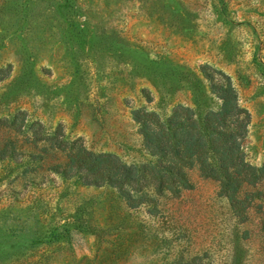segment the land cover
<instances>
[{
	"label": "rangeland",
	"instance_id": "obj_1",
	"mask_svg": "<svg viewBox=\"0 0 264 264\" xmlns=\"http://www.w3.org/2000/svg\"><path fill=\"white\" fill-rule=\"evenodd\" d=\"M1 70L0 264H264V179L232 201L195 167L191 190L146 188L134 208L66 176L69 153L45 141L153 164L134 112L203 119L222 104L217 70L263 166L264 0H0Z\"/></svg>",
	"mask_w": 264,
	"mask_h": 264
},
{
	"label": "trees",
	"instance_id": "obj_2",
	"mask_svg": "<svg viewBox=\"0 0 264 264\" xmlns=\"http://www.w3.org/2000/svg\"><path fill=\"white\" fill-rule=\"evenodd\" d=\"M205 75L222 104L219 110H209L203 119L184 105H178L167 120L156 112H134L145 147L156 158L153 164L128 165L114 154H95L84 145L70 144L60 134L45 141L69 153L63 170L66 176L77 177L87 186L116 188L134 208L147 196L146 188L159 196L174 197L191 190L194 185L189 171L195 167L203 178L218 181L221 195L234 201L244 184L256 185L264 179V165L256 167L247 161L244 142L251 115L241 106L231 78L217 70L205 71ZM4 157L5 152L0 150V161ZM135 193L144 195L138 198Z\"/></svg>",
	"mask_w": 264,
	"mask_h": 264
}]
</instances>
